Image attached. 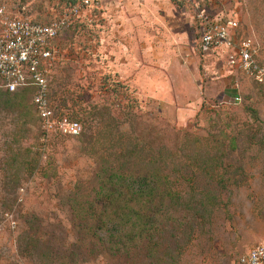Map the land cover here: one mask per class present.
<instances>
[{
    "label": "rangeland",
    "instance_id": "1",
    "mask_svg": "<svg viewBox=\"0 0 264 264\" xmlns=\"http://www.w3.org/2000/svg\"><path fill=\"white\" fill-rule=\"evenodd\" d=\"M5 2L48 22L67 0ZM197 14L264 65V0H94L58 34L49 100L82 135L42 141L26 97L0 110V264H239L264 243V85L197 50ZM102 172L160 187L126 255L91 251L71 210Z\"/></svg>",
    "mask_w": 264,
    "mask_h": 264
},
{
    "label": "built area",
    "instance_id": "2",
    "mask_svg": "<svg viewBox=\"0 0 264 264\" xmlns=\"http://www.w3.org/2000/svg\"><path fill=\"white\" fill-rule=\"evenodd\" d=\"M94 0H67L63 12L48 22H37L13 13L5 0H0V87L8 92L32 89L31 105L37 119L41 140L76 138L81 126L75 120L59 116L49 100L48 75L54 41L82 9ZM197 50L221 52L230 72L240 73L256 84H264V65L254 58L249 39H236L228 18H208L197 14ZM220 50V51H219ZM239 264H264V243L257 244L239 259Z\"/></svg>",
    "mask_w": 264,
    "mask_h": 264
},
{
    "label": "trees",
    "instance_id": "3",
    "mask_svg": "<svg viewBox=\"0 0 264 264\" xmlns=\"http://www.w3.org/2000/svg\"><path fill=\"white\" fill-rule=\"evenodd\" d=\"M22 97L28 99L32 108V89L22 88L8 92L0 87V110L10 107L22 108L18 101V98ZM57 114L81 123L75 116ZM81 135L82 133L79 136ZM129 176L102 172L103 182H99L92 198L76 208H71L77 226L85 237H90L88 244L91 251L98 246L105 249L108 255L115 257L126 255L141 240L150 242L154 230L153 205L155 199L162 198L158 193L160 187L147 182L144 177L135 180Z\"/></svg>",
    "mask_w": 264,
    "mask_h": 264
}]
</instances>
